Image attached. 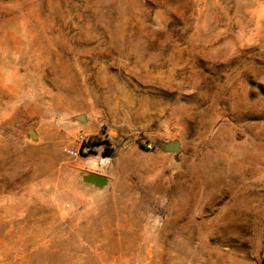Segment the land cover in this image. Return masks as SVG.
Here are the masks:
<instances>
[{"label": "rangeland", "instance_id": "1", "mask_svg": "<svg viewBox=\"0 0 264 264\" xmlns=\"http://www.w3.org/2000/svg\"><path fill=\"white\" fill-rule=\"evenodd\" d=\"M0 264H264V0H0Z\"/></svg>", "mask_w": 264, "mask_h": 264}, {"label": "water", "instance_id": "2", "mask_svg": "<svg viewBox=\"0 0 264 264\" xmlns=\"http://www.w3.org/2000/svg\"><path fill=\"white\" fill-rule=\"evenodd\" d=\"M160 149L163 152L177 153L179 148L177 143H166V144H161Z\"/></svg>", "mask_w": 264, "mask_h": 264}, {"label": "trees", "instance_id": "3", "mask_svg": "<svg viewBox=\"0 0 264 264\" xmlns=\"http://www.w3.org/2000/svg\"><path fill=\"white\" fill-rule=\"evenodd\" d=\"M87 148H89V146H86Z\"/></svg>", "mask_w": 264, "mask_h": 264}]
</instances>
